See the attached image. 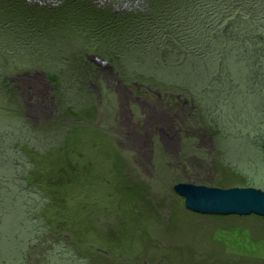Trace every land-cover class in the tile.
Returning a JSON list of instances; mask_svg holds the SVG:
<instances>
[{
    "label": "trees",
    "instance_id": "trees-1",
    "mask_svg": "<svg viewBox=\"0 0 264 264\" xmlns=\"http://www.w3.org/2000/svg\"><path fill=\"white\" fill-rule=\"evenodd\" d=\"M57 1L0 0V264H28L42 241L44 264H85L81 245L68 244L72 235L52 229L51 196L30 179L37 153L64 143L70 126L55 119L49 136L53 129L22 115L10 84L20 73L44 71L60 109L66 96L79 112L90 101L82 106L73 91L99 73L90 61L97 54L126 82L191 101L224 167L246 184L264 182V0ZM231 140L243 161L230 156Z\"/></svg>",
    "mask_w": 264,
    "mask_h": 264
},
{
    "label": "rangeland",
    "instance_id": "rangeland-1",
    "mask_svg": "<svg viewBox=\"0 0 264 264\" xmlns=\"http://www.w3.org/2000/svg\"><path fill=\"white\" fill-rule=\"evenodd\" d=\"M90 61L99 73L91 83L76 84L73 98L84 100L82 106L90 101L79 112L66 96L60 109L55 86L40 69L10 80L26 119L42 129L70 126L64 143L37 153L30 176L51 196L45 218L52 229L72 235L68 244L81 245L85 264H264L263 217L194 213L174 187L187 182L264 191V182L248 185L224 167L191 101L126 82L97 54ZM232 141L230 156L243 161L241 144L239 151ZM38 248L29 251L28 264H44L46 243Z\"/></svg>",
    "mask_w": 264,
    "mask_h": 264
},
{
    "label": "water",
    "instance_id": "water-1",
    "mask_svg": "<svg viewBox=\"0 0 264 264\" xmlns=\"http://www.w3.org/2000/svg\"><path fill=\"white\" fill-rule=\"evenodd\" d=\"M185 206L202 215H257L264 218V191L253 187L222 189L187 182L174 186Z\"/></svg>",
    "mask_w": 264,
    "mask_h": 264
},
{
    "label": "flooded vegetation",
    "instance_id": "flooded-vegetation-1",
    "mask_svg": "<svg viewBox=\"0 0 264 264\" xmlns=\"http://www.w3.org/2000/svg\"><path fill=\"white\" fill-rule=\"evenodd\" d=\"M133 1L134 0H121V2H120V1H117V0H109L110 4H108V5L117 6L116 4H118V5L124 4L123 6L126 7V6L132 5ZM136 5H137V3H136Z\"/></svg>",
    "mask_w": 264,
    "mask_h": 264
}]
</instances>
